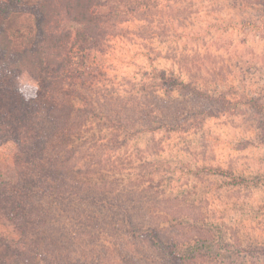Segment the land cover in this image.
Returning <instances> with one entry per match:
<instances>
[{"label":"rangeland","instance_id":"obj_1","mask_svg":"<svg viewBox=\"0 0 264 264\" xmlns=\"http://www.w3.org/2000/svg\"><path fill=\"white\" fill-rule=\"evenodd\" d=\"M7 1L0 0V25L23 47L35 35V15L5 19L1 2ZM247 1L261 0H119L128 12L116 16L114 36L88 55L70 93L79 107L74 156H55L43 108L27 144L0 141V264H264V109L258 106L264 103V5ZM163 70L185 81L198 78L217 100L190 106L179 86L166 94L157 82ZM39 80L28 71L19 75L25 99L37 93ZM133 90L139 99L155 91L147 94L153 122H144ZM16 107L0 92L2 111L16 116ZM117 120L127 128L135 121L163 128L123 129L117 139ZM59 160L70 168L64 176L50 169ZM30 177L32 183H21L31 189L27 201H18L34 217L23 230L7 207L17 183ZM39 183L64 194H46ZM132 219L157 225L166 240L204 239L202 254L175 260L147 234L134 235Z\"/></svg>","mask_w":264,"mask_h":264},{"label":"trees","instance_id":"obj_2","mask_svg":"<svg viewBox=\"0 0 264 264\" xmlns=\"http://www.w3.org/2000/svg\"><path fill=\"white\" fill-rule=\"evenodd\" d=\"M130 1L140 3L142 0ZM247 2L251 7L264 5V0L259 1L258 4ZM1 5V14L5 19L25 12L33 13L35 15V35L25 46L17 47L4 25H0V92L4 96L8 95L20 108V114L16 116H8V110L2 111L0 109V141L14 139L21 146L27 144L33 117L43 108L50 124L51 137L55 138L52 144L53 148L48 145L47 149L51 148L58 159L65 161V158L74 156L77 151L71 138L73 131L78 128L76 119L79 107L70 98L71 90L77 88L80 83L81 77H79V73L81 75L84 73L86 69L84 62L88 55L98 51L108 41L109 37L114 36L113 33L116 31L118 23L121 22L116 16L120 17L122 11L124 13L128 12L126 4H120L119 0H37L36 3L30 5L27 0H8L6 3L1 2ZM57 6L62 7L63 11H48L50 8ZM63 19L70 20L74 27L67 28L64 26L62 23ZM194 69H198V64L191 65V74H193ZM24 71H28L35 78L40 79L39 88L36 90L37 93L28 99L24 98L22 91L17 85V78ZM159 79L157 82L165 87L166 94L178 86L184 90L188 96L189 104L193 102L194 105L198 101L211 103L217 100L208 89L196 80L198 78L185 81L178 76L169 75L163 70ZM202 79L205 83L207 82L206 79ZM153 85L156 84H151L150 86L156 90ZM154 90H145L141 95L142 99L134 95V90L132 92V95L136 97L135 101L142 100V102L137 104L139 106L138 109L144 110V122H153V118L156 115V112L152 109L153 105L149 104V99H147V94L151 98L154 97L152 96L155 93ZM258 103L260 109H264V103ZM170 107L171 105L168 108ZM163 114L168 116V118L172 116V114L169 116L164 112ZM163 116L160 115L159 121H163ZM115 122L119 126V128L115 126V129H118L117 133H114L115 136H118L117 139L120 138V134H123V129H125V134H128L129 130H131L130 132H148L163 128L162 125L150 127L151 124L144 122L143 124L139 121H135L132 127L127 128L120 120ZM262 134L264 137L263 132ZM44 155L43 157H35L38 158L34 162L35 166L40 165L39 162L42 161ZM64 161L59 160V163H54V165L51 163L50 169L59 171L64 176L70 169L67 166L68 162L64 164ZM41 173H43L42 170ZM26 180L17 183L16 196L14 195V200L7 207L8 212L18 213L19 217L17 218L19 219L11 217L18 222L23 230H26L28 222L31 223V219L34 217L18 201V199H21L26 202L27 200L24 197H27L26 193L31 192V189L21 184L32 183L30 181L32 180L31 177ZM39 187L44 188L46 194L51 193L52 196L63 193L61 189H56L55 187H51V189L44 183H39ZM19 190L24 195L23 199L21 193L18 195ZM75 195L80 197L81 193ZM131 224L134 226L132 227L134 235L147 234L157 251L165 250L166 254L175 260L196 258L198 254H202L204 243H206L204 239L202 242L190 239L185 243L180 240L175 241V239L166 240L162 235V229L153 223V225L143 226L140 223L134 224V219H132ZM85 231L89 232L91 230L86 229ZM35 243L40 249L42 245L39 242ZM7 244L13 245L11 242Z\"/></svg>","mask_w":264,"mask_h":264}]
</instances>
